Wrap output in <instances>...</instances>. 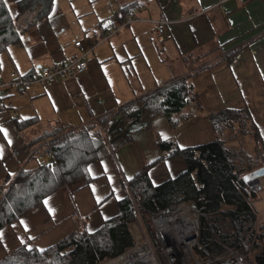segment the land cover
<instances>
[{"label":"crops","instance_id":"obj_1","mask_svg":"<svg viewBox=\"0 0 264 264\" xmlns=\"http://www.w3.org/2000/svg\"><path fill=\"white\" fill-rule=\"evenodd\" d=\"M4 1L20 41L1 50L0 80L72 57L75 40L88 53L87 68L72 76L0 87V199L19 170L35 163L32 154L46 146L43 129L61 125L69 131L107 116L109 153L88 165L87 178L56 189L0 228V259L21 244L51 245L78 223L98 228L118 212L117 201L128 193L123 183L160 155L158 139H174L179 147L215 139L209 111L246 107L264 143V0H52L48 13L32 24L35 12L20 14L18 0ZM138 4L144 5L141 19L110 33L111 20ZM155 20L167 21L170 38L155 34ZM189 74L202 111L175 128L163 115L148 126L139 110L116 114ZM184 170L183 158L175 155L155 161L147 172L158 184Z\"/></svg>","mask_w":264,"mask_h":264},{"label":"trees","instance_id":"obj_2","mask_svg":"<svg viewBox=\"0 0 264 264\" xmlns=\"http://www.w3.org/2000/svg\"><path fill=\"white\" fill-rule=\"evenodd\" d=\"M51 3L52 0H18L20 14L35 12L29 24L45 16ZM19 41L15 19L5 1L0 0V52L7 44ZM239 49L229 53L228 60ZM191 75L171 80L124 104L116 114L139 110L148 126L163 115L175 128L202 111ZM207 116L215 139L185 147H179L171 138L158 139L160 155L123 183L128 193L117 201L118 212L105 218L98 228L92 230L78 223L73 231L44 248L17 246L0 259V264H98L133 244L130 226L136 205L142 206L140 214L147 219L148 214L178 201L194 204L201 213L198 242L210 253L217 254L223 245H228L241 249L254 264H264V223L257 224V192L249 187L247 179L249 172L264 165V143L246 107L212 110ZM107 120L104 116L65 134L51 132L45 137L47 142L42 140L52 156L36 161L37 152L44 146L32 154L35 163L20 169L12 178L0 199V228L29 213L56 189L88 177V165L109 153L103 135ZM248 135L254 140L250 151L242 144ZM175 155L183 158L185 170L153 184L147 172L149 165Z\"/></svg>","mask_w":264,"mask_h":264},{"label":"built area","instance_id":"obj_3","mask_svg":"<svg viewBox=\"0 0 264 264\" xmlns=\"http://www.w3.org/2000/svg\"><path fill=\"white\" fill-rule=\"evenodd\" d=\"M213 6H219V3ZM143 8V4L131 6L125 13L112 19L109 23L110 33L117 32L140 20L138 12ZM166 24L167 21L165 20H155V34L170 38L171 34L166 31ZM74 45L78 52L72 57L58 61L51 66L41 67L29 75H22L13 71L8 79L0 80V87L25 88L33 82L46 83L51 79L66 78L84 71L87 68L86 55L88 50L84 48L80 40H75ZM45 141L47 142V140ZM45 147L36 154V158L40 161H45L52 156L51 149ZM248 185L252 190L259 188V183L254 180L249 181ZM174 206L176 205L152 213L153 215L159 213V216L156 215L155 224L158 225V233L162 235L164 241L161 242V245L167 261L166 264H254L242 250L228 245H223V250L217 254L210 253L204 245L198 243L201 213L195 205L182 202L175 208H173ZM136 209H139L140 212L142 206L136 205L134 212ZM168 213L174 215L165 222L164 216L166 217ZM165 223L171 225L172 231H165L166 227L163 226ZM139 237L141 238L136 237L133 244L119 255L98 264H159L147 237L144 236L143 238L141 234ZM194 245L196 246L193 247Z\"/></svg>","mask_w":264,"mask_h":264},{"label":"rangeland","instance_id":"obj_4","mask_svg":"<svg viewBox=\"0 0 264 264\" xmlns=\"http://www.w3.org/2000/svg\"><path fill=\"white\" fill-rule=\"evenodd\" d=\"M175 79H177V78H175ZM175 79H173V80H175ZM60 126L61 125L52 126L48 130L43 129L40 131V136L44 140H46L45 137L46 136L49 137L48 134L51 132L55 133V135L56 134H65L66 132H68V130L59 129ZM103 132H104V130H103ZM240 141H241V138H240ZM253 142H254V140L251 136L248 135L246 137H243L242 144L244 145V147L246 148L247 151L252 150ZM262 166H264V165H262ZM261 177H262L261 183H264L263 182L264 181V175H262ZM257 182H258V180H257ZM254 191L257 192V199L254 202V205H255V208L257 211V218L260 221H264V186L258 188L257 190L254 189ZM182 202L183 201H178V202L173 203L170 206H173V205L177 206L179 203H182ZM183 203H186V202H183ZM135 204H137V203H135ZM176 206H174L173 208H175ZM134 214H135L134 222L130 226V230H131V233L134 237V241H135L136 237H138V239L141 238V237H139V234H141L143 238H144V236L147 237L148 241L150 242L151 249H152L154 255L156 256V258H158L157 261L159 262V264H166L167 261H166L164 254H163V247L161 245V242H164V241L162 239V235H160L158 233V230H157L158 225L155 224V219H156L157 214L156 215H153L152 213L148 214L147 219L144 217L143 214H140L139 209H136ZM173 215L174 214L169 215V213L166 214V217L164 216V221L166 222V220L168 218H171ZM157 216H159V213ZM260 223H263V222L257 221V224H260ZM163 226L166 227L165 231H167V230H168V232L172 231L170 229L171 225H168L167 223H165ZM263 243H264V241H263ZM199 244H201V243H199ZM222 245L223 244H221V246ZM195 246L196 245H194L193 247H195ZM195 249L197 250V247Z\"/></svg>","mask_w":264,"mask_h":264},{"label":"water","instance_id":"obj_5","mask_svg":"<svg viewBox=\"0 0 264 264\" xmlns=\"http://www.w3.org/2000/svg\"><path fill=\"white\" fill-rule=\"evenodd\" d=\"M264 175V166H260L247 174L249 181H257L260 176Z\"/></svg>","mask_w":264,"mask_h":264},{"label":"snow or ice","instance_id":"obj_6","mask_svg":"<svg viewBox=\"0 0 264 264\" xmlns=\"http://www.w3.org/2000/svg\"><path fill=\"white\" fill-rule=\"evenodd\" d=\"M0 131H3V129H0ZM162 136H163V134H162ZM164 138H166V137H164Z\"/></svg>","mask_w":264,"mask_h":264}]
</instances>
